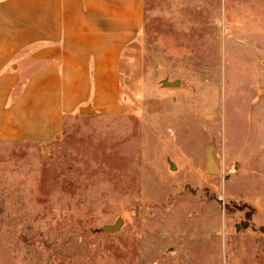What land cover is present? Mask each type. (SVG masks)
<instances>
[{
  "label": "rangeland",
  "instance_id": "374dc122",
  "mask_svg": "<svg viewBox=\"0 0 264 264\" xmlns=\"http://www.w3.org/2000/svg\"><path fill=\"white\" fill-rule=\"evenodd\" d=\"M144 3L121 112L0 141V264H264V0Z\"/></svg>",
  "mask_w": 264,
  "mask_h": 264
},
{
  "label": "crops",
  "instance_id": "0c3cea01",
  "mask_svg": "<svg viewBox=\"0 0 264 264\" xmlns=\"http://www.w3.org/2000/svg\"><path fill=\"white\" fill-rule=\"evenodd\" d=\"M144 0H0V141L50 142L80 108L119 113Z\"/></svg>",
  "mask_w": 264,
  "mask_h": 264
},
{
  "label": "water",
  "instance_id": "95a60500",
  "mask_svg": "<svg viewBox=\"0 0 264 264\" xmlns=\"http://www.w3.org/2000/svg\"><path fill=\"white\" fill-rule=\"evenodd\" d=\"M178 83H179V80H176L174 82L169 83V85L173 86V85H176ZM88 111H90V107L89 106H84V107L80 108V112H82V113H87ZM207 165H208L209 172H211V173H219L220 172V169H219V167L217 166V164H216V162L214 160V156L212 154V151L208 152ZM123 224H124V219L123 218H119L117 220V222H115L114 224L106 225L105 226V230L109 231V232L118 231V230L121 229Z\"/></svg>",
  "mask_w": 264,
  "mask_h": 264
}]
</instances>
